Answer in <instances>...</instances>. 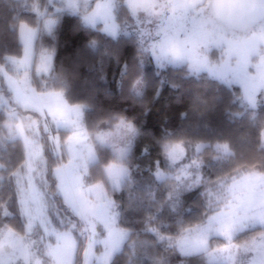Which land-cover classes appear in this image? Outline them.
Here are the masks:
<instances>
[{
	"label": "clouds",
	"instance_id": "1",
	"mask_svg": "<svg viewBox=\"0 0 264 264\" xmlns=\"http://www.w3.org/2000/svg\"><path fill=\"white\" fill-rule=\"evenodd\" d=\"M0 264H264V0H0Z\"/></svg>",
	"mask_w": 264,
	"mask_h": 264
}]
</instances>
